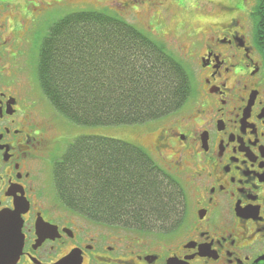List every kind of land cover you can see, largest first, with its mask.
Returning a JSON list of instances; mask_svg holds the SVG:
<instances>
[{
  "label": "flooded vegetation",
  "instance_id": "1",
  "mask_svg": "<svg viewBox=\"0 0 264 264\" xmlns=\"http://www.w3.org/2000/svg\"><path fill=\"white\" fill-rule=\"evenodd\" d=\"M70 2L0 0V214L19 223L14 264H264V3L219 1L192 30L191 95L152 135L178 213L146 241L57 198L62 115L23 83L21 61L22 47L41 45L47 13Z\"/></svg>",
  "mask_w": 264,
  "mask_h": 264
},
{
  "label": "trees",
  "instance_id": "2",
  "mask_svg": "<svg viewBox=\"0 0 264 264\" xmlns=\"http://www.w3.org/2000/svg\"><path fill=\"white\" fill-rule=\"evenodd\" d=\"M44 34L35 70L40 90L76 126L145 125L191 95L182 65L122 18L67 13ZM54 184L59 200L108 225L150 233L178 213L176 182L144 149L111 138L73 140L54 166Z\"/></svg>",
  "mask_w": 264,
  "mask_h": 264
},
{
  "label": "rangeland",
  "instance_id": "3",
  "mask_svg": "<svg viewBox=\"0 0 264 264\" xmlns=\"http://www.w3.org/2000/svg\"><path fill=\"white\" fill-rule=\"evenodd\" d=\"M124 1L127 0H72L69 5H59L48 12V23L52 24V22L59 20L67 13L83 11H102L122 18L148 38L161 45L167 53L178 61L189 74L192 84L193 79L190 75V69L194 61L192 58H189V52H191L190 49L192 48L191 41L193 40L194 34L192 30L204 29L208 23L209 10L212 8V5H215L219 1L223 2V0H138L139 2L135 7L130 6L117 11L116 7L119 8V4ZM4 15L6 16V14ZM44 33L45 30L42 34ZM36 49L39 50L34 45L32 47H22L23 57L21 64H23V68L25 64L29 67L28 69L24 68L22 70L23 75L26 74L22 78V81L23 83L29 82L30 86L41 94L42 92L35 74ZM30 78H35L33 80L35 83ZM60 117L59 121L61 123L57 121V126L62 133L61 142H63L59 148L60 155L78 137H105L141 147L157 165L165 169L156 160L153 150L152 135L162 126L159 120L135 127H82L72 124L63 116ZM114 229H117V232L123 236L129 231L121 226H116ZM135 232L136 235L142 236L146 241H151L149 233H144L143 236V233H139L138 230Z\"/></svg>",
  "mask_w": 264,
  "mask_h": 264
},
{
  "label": "water",
  "instance_id": "4",
  "mask_svg": "<svg viewBox=\"0 0 264 264\" xmlns=\"http://www.w3.org/2000/svg\"><path fill=\"white\" fill-rule=\"evenodd\" d=\"M18 224L16 221L12 224L10 215L0 214V257L5 258V264H14L20 253L22 239L17 229ZM16 242H18L17 246ZM73 262L70 256L58 264H72Z\"/></svg>",
  "mask_w": 264,
  "mask_h": 264
},
{
  "label": "bare ground",
  "instance_id": "5",
  "mask_svg": "<svg viewBox=\"0 0 264 264\" xmlns=\"http://www.w3.org/2000/svg\"><path fill=\"white\" fill-rule=\"evenodd\" d=\"M53 23H54V22H52V24H53ZM50 26H51V24L48 23V24L45 26L44 30H45L46 28L48 29Z\"/></svg>",
  "mask_w": 264,
  "mask_h": 264
}]
</instances>
